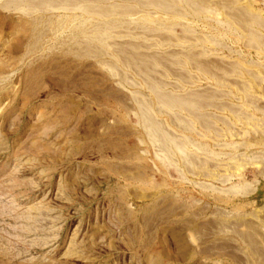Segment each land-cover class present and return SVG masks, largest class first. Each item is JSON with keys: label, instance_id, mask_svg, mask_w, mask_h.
<instances>
[{"label": "rangeland", "instance_id": "374dc122", "mask_svg": "<svg viewBox=\"0 0 264 264\" xmlns=\"http://www.w3.org/2000/svg\"><path fill=\"white\" fill-rule=\"evenodd\" d=\"M0 264H264V0H0Z\"/></svg>", "mask_w": 264, "mask_h": 264}, {"label": "bare ground", "instance_id": "6f19581e", "mask_svg": "<svg viewBox=\"0 0 264 264\" xmlns=\"http://www.w3.org/2000/svg\"><path fill=\"white\" fill-rule=\"evenodd\" d=\"M174 99V98H173ZM162 139V138H161Z\"/></svg>", "mask_w": 264, "mask_h": 264}]
</instances>
